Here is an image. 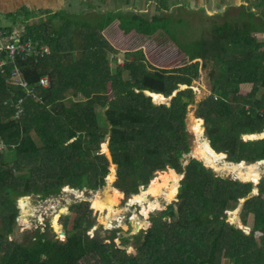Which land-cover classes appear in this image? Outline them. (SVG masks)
Segmentation results:
<instances>
[{
    "label": "trees",
    "instance_id": "16d2710c",
    "mask_svg": "<svg viewBox=\"0 0 264 264\" xmlns=\"http://www.w3.org/2000/svg\"><path fill=\"white\" fill-rule=\"evenodd\" d=\"M91 2V8L90 4L86 7L88 11H58L48 19L25 24L19 39L32 41L36 51L31 57L16 59L15 63L37 99L23 94L20 85L5 82V76L9 77L14 64L4 66V71H0V136L6 144H13V148L0 154L3 159L0 168L12 165L17 170H24L0 181V222L3 223L0 227V264H264V178L257 184L258 194L252 195V184L260 174L249 181L232 180L237 183H230L196 158L184 164L182 156L190 151L188 134L182 129L186 125L188 106L195 103L194 115L204 118L209 150L219 156V160L222 161L220 155H224L219 151L227 154V160L236 162L243 158L250 161L264 158V139L245 143L239 136L242 127L234 126L237 128L230 131L215 127L219 116L215 118L214 110L227 95L224 92L215 99V91L224 81L220 72L212 67V90L199 99H195L191 86L192 80L199 76V63L191 64V75H188L186 66L175 69L149 67L142 59H125L111 73L104 46L111 52L115 49L100 34L106 24L117 19L118 28L126 34L135 31L152 35L163 28L168 38L182 49L185 41L180 42L176 36H192L193 28L181 24L186 21L182 17H177L176 22L163 16L149 18L135 9L117 10L110 0ZM241 26L227 21L216 28L208 22L205 25L207 31H202L209 35L212 32V36L224 40L223 47L209 57L214 66H224L228 60L226 54H238L234 65L241 78H228L224 82L238 83L247 77L243 48L238 45V38L246 35L242 31L247 27L246 21ZM184 28L190 31L183 32ZM228 38H231L229 42ZM44 45L49 53L42 49ZM230 47L235 52L228 49ZM205 66L206 62H203L202 67ZM41 75L49 77L48 85L37 87ZM62 84L76 90L73 93L76 99L67 106L62 98L68 91ZM180 84L187 88L178 90ZM106 89L111 91L112 98L106 100L103 111L110 121L109 125L100 127L95 116L104 105L100 92ZM145 90L163 98L178 91L170 104L159 106L153 104L152 96L149 97ZM20 96L23 97L22 110L17 114L14 103ZM196 120L197 132H202V119ZM106 136L112 158L120 166L121 180L125 182L124 186L115 188L124 201H137L136 194H126L122 189L137 192L139 180H142L141 185L149 182L141 191L155 197L159 190H164L165 183L172 182L174 187L167 199L171 200L177 190L175 171L184 173L177 203H168L165 209L152 216V211L141 210L144 218L149 220L151 217V224L132 235L135 252L116 247L114 230H107L102 225L96 227L92 238L83 237V232L92 225L84 227L82 222L87 212V200L69 205L75 211V217L71 228H67L65 240L59 241L48 233L51 229L48 221L42 231L35 228L26 234L17 233L16 200L20 196L29 193L42 198L60 196L64 184L72 188L98 187L99 176L104 175L101 165L106 163V157L98 154V149ZM258 164L240 170L251 173L245 169L257 167L255 171ZM226 165L234 168L231 164ZM167 166L169 171L161 173L157 181L146 178L155 171L158 175L159 170H165ZM25 168L28 171L25 172ZM110 169H116V164L113 163ZM142 197L146 194H139L140 205ZM242 198L244 223H247L248 215H253L249 232L236 229L232 223L225 222L223 216L226 210L235 209ZM111 200L117 202L115 196ZM156 200L146 207L154 209L158 204ZM104 204L93 201L91 208L97 211ZM116 210L120 212L119 207ZM107 216H102V221H106ZM62 222L67 227V219ZM8 236L11 239H7ZM124 242L128 243V238H124Z\"/></svg>",
    "mask_w": 264,
    "mask_h": 264
},
{
    "label": "rangeland",
    "instance_id": "374dc122",
    "mask_svg": "<svg viewBox=\"0 0 264 264\" xmlns=\"http://www.w3.org/2000/svg\"><path fill=\"white\" fill-rule=\"evenodd\" d=\"M86 1V0H85ZM91 0H88V3ZM113 6L120 11H127L130 9L138 10L137 12H140L143 16H153L154 14H157L158 16L161 15V11L158 9L160 6L163 5V0H110ZM251 4H255L257 1L253 0H247ZM71 5L70 8H68ZM77 5L83 6L81 3V0H66V3L62 5L61 8H63L62 11L69 12L73 9V7H76ZM219 5V3H217ZM213 7L215 11L219 10V6ZM107 6V4H105ZM231 11L233 12V8L230 7ZM261 9H264V5L261 7ZM45 15L42 14L40 18L44 20L43 18ZM31 23L30 21L26 22H15L14 25H12V30L15 28H19V32L23 33V28L26 23ZM54 24L57 22V20L52 21ZM117 19H114L113 21L106 24L101 30L100 34L102 35L103 39L106 40L108 45H111L115 52H111L108 50L109 48L107 46H104V48L107 50V59L108 64L110 65V72L115 71L116 65H122L125 61V59L128 60H136V59H142L149 67L150 66H156L161 68H168V69H175L182 66H186L188 69L187 74L191 75L190 66L192 63H198L197 60H201L204 62L209 55L212 54L213 51L217 50L221 42L219 40L217 43L219 44V47L215 48L211 53L207 54V46L211 42H207L200 46H193L191 48H188L187 50H180L171 40H169L167 35H161V32H156L153 35H144V34H137L135 31H130L129 33H124L122 29H119L117 26ZM251 22L256 24L255 20H251ZM8 20L7 18H4L0 14V26L7 25ZM25 23V24H24ZM4 27V26H3ZM189 29L184 28L183 32H189ZM199 36H190V35H182V36H176V39H179L180 42H184L187 40H194L198 38ZM42 49L49 53L48 48L42 46ZM247 48H243V51L246 52ZM214 53V52H213ZM198 73L200 74L199 78L193 79L191 82V86L193 90L195 91V99L201 98L204 94L200 92V86L202 85L203 88L206 89V91L210 92V84L208 79V72L210 69H212V65L208 64L204 67L201 66V64L198 66ZM218 69H215L217 72ZM235 69H230L231 71H234ZM6 82L9 81V77L5 76ZM48 82L44 83V86H47ZM62 87H65L68 91L66 96L62 98V101L67 106L70 104L71 100L76 99V97L73 95V93L76 91L74 88L70 86H66L64 84L61 85ZM185 86L180 85L179 90H184ZM199 89V90H198ZM103 96L101 98V102H104L103 108L101 111L95 116V120L97 125L100 127H103L105 125H109L110 118L107 116L105 111H103L107 106V101H109L112 98L111 91L106 89L100 92ZM31 98L37 99V96L34 94H31L29 92ZM176 93L175 91L171 94V96H166V98L155 96L154 99L152 98V102L156 105L161 104H170L171 98ZM160 98V99H159ZM195 103H191L188 108L189 110L186 113V125L185 128L182 129L183 133L188 134V139L190 143V151L188 153H182L184 164L188 162L191 158L200 157L201 155L205 160L212 159L208 153H206L209 150V146L206 143L202 142L203 137H199L197 135L204 134V132H196L197 131V120L193 119L194 116V110L196 108ZM10 118H13L12 116ZM3 138L0 136V149H2L4 152L8 148L7 146H4L2 144ZM12 147V145H11ZM198 147H201V151H198ZM108 149V155L106 153ZM198 151L197 153H195ZM98 154H100L103 157H106V163L102 164L101 166V172L104 173L99 176V185L95 189L83 187V188H72L71 186L64 184L63 187L60 190V196H53L50 195L48 197L42 198L39 197L37 194L29 193L25 196H22L17 199L16 202V216L15 219L17 221L18 225V232L19 234H26L35 228H38L40 231L44 229L45 221L49 222L50 228L48 230V233L53 234L52 237L58 239L59 241L65 240L67 234V228H71V223L75 217V211L70 209L69 205L76 202H82L83 200L88 201L87 206V212L82 222L83 226H87L88 224L92 223V225L83 232V237L85 239L92 238L96 233V227L98 225H102L107 230H114L115 238L113 239V242L116 247L118 248H125L124 250L127 252H135V247L132 245L133 234H136L140 230L146 229L149 224H151V218L148 220L144 218L141 210H147L152 211L151 214H155L157 208H160V206L163 205V209L166 207L167 203L178 202L177 194L178 190L180 188V180L183 179L184 173H178L175 170V176H176V192L174 194V197L171 200H167L168 196L172 190L171 183H165L164 184V190H159V192L156 194V197L149 194V193H143L141 191V188H143L146 184L141 185L142 180L138 181L137 185V192H128L126 190H122L126 194L134 193L136 194V202H128L124 201L118 192L117 188L119 185L124 186L125 182L121 180L120 174L121 169H119L118 163L112 158V154L110 151V147L108 144V136H106L105 140L100 143ZM215 157V156H214ZM3 159L0 158V164H2ZM214 165L219 171L227 172L229 175L236 177L237 175H246L245 171L237 170V175L235 174L234 168H230L225 163H223L218 158H214ZM116 164V169L113 171L110 169V166ZM169 166L165 170H159V173L157 175V172H153L151 175H148L146 178H154L151 181H157L159 178V175L161 173H166L169 171ZM262 168H264L263 165H260L259 168L254 171L255 174H259ZM28 168H25V172ZM173 169V168H172ZM232 169V170H231ZM23 169H16L12 165L4 166L0 168V181L5 180L7 178H10L12 176H15L18 171H21ZM24 171V170H23ZM212 172L215 175H219L217 172ZM261 177L264 178V173H262ZM239 177V176H237ZM160 180V179H159ZM247 180V179H244ZM150 181V182H151ZM161 181V180H160ZM258 183V180H257ZM256 183V185H257ZM255 184V183H254ZM168 189H166L167 187ZM253 192H256L258 190L257 186H253ZM114 191L118 194L117 202H115V205L108 204L103 205L100 210L104 211V213H101L100 210L94 211L91 208V204L93 205V201L96 202H106V203H113L111 198L114 197ZM139 194H146V197H142V205L138 203ZM157 199L158 202L157 206L150 210L146 206L148 203H150L153 199ZM243 200V199H241ZM239 200V203L237 204L236 208L233 210L225 211L223 213V216L225 215V222L232 223L236 227V229H242L247 232H249L253 226V215H248L247 217V223L245 224L243 221V216H241L242 211V203L243 201ZM117 203V204H116ZM119 207L120 212L116 210V208ZM123 209V211H122ZM162 209V210H163ZM109 215L110 218H108L106 221H102V216ZM58 215V216H57ZM96 216H99L98 220L96 219ZM67 219V227L63 224V219ZM86 218V221H85ZM4 220V219H3ZM23 220H26L27 222H24ZM241 222V226H240ZM4 223L6 221L4 220ZM45 223V224H44ZM239 224V225H238ZM3 225L2 222H0V227ZM124 238H128V243L124 242ZM7 239H11V236H8ZM14 239V238H12ZM106 241H109V239H106ZM226 264V263H225ZM230 264V263H228Z\"/></svg>",
    "mask_w": 264,
    "mask_h": 264
},
{
    "label": "crops",
    "instance_id": "0c3cea01",
    "mask_svg": "<svg viewBox=\"0 0 264 264\" xmlns=\"http://www.w3.org/2000/svg\"><path fill=\"white\" fill-rule=\"evenodd\" d=\"M91 1L89 2L90 8L92 3ZM253 1H257V2L255 4H251L247 0H163V5L158 8L161 11L160 17L163 16L164 18H167L174 22H176L177 17H182L187 22L185 21L181 24H185L190 28H193L192 36H199L194 40L185 41V47L182 49L176 42H173L171 39L169 40H171L178 48H180V50H187L188 48H191L193 46H200L207 42H211L206 48L207 50L206 55L211 53V51H213L216 47L217 48L219 47V44L215 40H219L221 42V45L217 50L213 51L214 53L218 51L220 48H222L224 43V40H222L217 35L212 36V32L210 33V35L208 33L202 34V31L203 32L207 31L205 28L206 23L212 22L214 27L217 28L220 27L221 24L229 21L231 24H236L239 27H242L241 25L243 24L244 21H246L247 27L244 30H242L246 35L238 38V43H239L238 45H241L242 48H247L246 52L243 51L242 53V58L245 61V67H246L245 69L246 71L245 75H247L246 78L239 80L238 83L231 82L232 85L227 81L224 82L228 78L229 79L234 77L241 78L237 66L234 65V62H236L238 59V54L237 52H235V50H233L234 49L233 47H230L228 49H231V51L235 52L236 55L233 53L226 54L225 57L228 60L225 61L224 66L217 67L213 65L212 59H209V57L212 54H214L213 52L204 61L206 62V65L211 64L212 67L218 69L217 71L220 72L221 79L224 80L222 86L218 89L220 93L218 91H215V99H218L221 96H223L221 93L224 92L227 93L225 98L224 99L222 98V101L214 110L213 115L215 116V118L219 116V120L215 127L220 129L225 128L227 129L226 131H230L232 128L236 129L237 127L234 126L242 127L239 136L241 141L245 143L255 142L257 140L264 139V9H261V7L264 5V0H253ZM65 3L66 0H0V14L1 16L7 18L8 20L7 25H3L4 27L3 26L2 27L7 34L16 32L17 33L16 38L19 39L21 38V34H23L19 32L20 30L19 28L8 30V28H12V25H14L15 22L19 23V22L42 19L40 18L42 14L45 15L43 19H48V17L52 16L54 13L58 11H62L63 8L61 7ZM81 3L83 4V6L77 5L76 7H73V9L70 12L80 9H83L84 11H88V8H86L89 5L87 4L88 0L86 1L81 0ZM217 3H219V5H217ZM216 5L219 6L220 8L217 11L213 9V7H215ZM70 7L71 5L68 8ZM230 7L233 8L232 13H230L231 11ZM154 16H158V15L154 14L153 16L150 17L147 16V17L151 18ZM251 20H255L256 24L253 25ZM23 32H24V28H23ZM156 32H161V35H167L166 31L163 28H159ZM230 40L231 38H228L227 42H229ZM197 61L199 65L201 64V66H203V62L201 60H197ZM252 67L254 70H251ZM230 69H235V70L230 72ZM197 71L200 70L198 69ZM212 71L213 68L210 69L208 72V79L210 84L209 91L212 90L211 80L214 79V77L213 78L210 77V72ZM199 76L197 78H199ZM25 80L27 81L26 78ZM48 81H49V77H48ZM6 83L16 85L10 81ZM40 85H41L40 82L37 83V87H39ZM180 85L185 86L184 89L187 88V85L185 84H180ZM32 91L30 92L32 93ZM177 91L178 90H176L175 93H177ZM200 92L203 94H209L211 91L210 92L206 91V89L203 88L201 85ZM151 93L153 92H150V94ZM23 94L27 95L29 93L23 90ZM155 94H159V93H155ZM148 96L151 97L150 95ZM19 99H21L23 102V97L20 96L17 99V101L14 103L15 104L14 107L18 103ZM198 119H202L201 120L202 128H203L202 132H204V134H202L201 137L206 136L204 118L199 117ZM205 138L207 139V136ZM1 143L4 144V146L8 147L5 151L7 152L8 149L11 147V145L6 144L4 140H2ZM2 153H4V151L0 149V154ZM222 153L224 154V158L227 159V154L224 152ZM229 161L233 164L248 162L249 164L252 165L256 163H260L261 165L264 166V158H256L253 161L247 160L246 158H243L237 162L232 160ZM117 167H119L120 169V166ZM260 171L262 172H260V176L257 179L258 182L260 179L263 178L261 177V175H263L262 173H264V168H262ZM256 183L254 184L255 186H257ZM251 194L257 195L258 190L256 192H253L252 189ZM242 199L243 200L241 199L239 200L244 201V198Z\"/></svg>",
    "mask_w": 264,
    "mask_h": 264
},
{
    "label": "built area",
    "instance_id": "2783aa9c",
    "mask_svg": "<svg viewBox=\"0 0 264 264\" xmlns=\"http://www.w3.org/2000/svg\"><path fill=\"white\" fill-rule=\"evenodd\" d=\"M17 33L12 32L7 34L3 27L0 26V71H4V66L9 64H14L9 75V81L20 85L25 92L29 93L31 86L25 80L22 70L16 65V59H25L33 56L36 51L34 45L29 40H20L16 38ZM41 85H44L45 82H48V76L44 75L39 78ZM22 100L19 99L15 108L17 114L22 110L21 106Z\"/></svg>",
    "mask_w": 264,
    "mask_h": 264
},
{
    "label": "bare ground",
    "instance_id": "6f19581e",
    "mask_svg": "<svg viewBox=\"0 0 264 264\" xmlns=\"http://www.w3.org/2000/svg\"><path fill=\"white\" fill-rule=\"evenodd\" d=\"M152 97H155L152 93L150 94ZM160 99V98H159ZM197 127V126H196ZM197 132V131H196ZM202 133V132H201ZM202 142H204V143H206V141H203L202 140ZM207 144H209V140L207 139ZM198 151H201V147H198ZM198 151H196L195 153H197ZM106 153L108 154V149H107V151H106ZM206 153H208L209 155H210V157H212V159H208L209 161H211V163H209L207 160H205L201 155H199L200 157H202L206 162H208L211 166H213V167H215L214 165H212V163L214 164V158H217V157H219V156H215L214 157V155L210 152V151H207L206 150ZM219 154H221V153H219ZM218 154V155H219ZM220 157H221V159H222V161H223V163H226V164H231V165H233L234 166V171H235V174L234 175H237V170L236 169H238V170H240V168H247V167H252V166H254V165H252V164H247V165H242V164H240V163H238V164H233V163H231L229 160H227V159H225L224 158V155H220ZM225 161V162H224ZM256 164H258V163H256ZM230 167V166H229ZM232 167V166H231ZM259 167V166H258ZM216 168V167H215ZM255 168H257V167H255ZM255 168H253V169H245V170H247V171H252L251 173L250 172H245V174L246 175H237V176H239V177H233V176H231V175H229L228 174V178L230 179V180H239V181H242V182H244V181H249V180H251L252 178H254V176L256 175L255 174V172L253 171ZM173 170V169H172ZM232 170V169H231ZM256 171V170H255ZM260 174V173H259ZM244 179H247V180H244ZM167 187V186H166ZM174 186H172V188H173ZM166 189H168V187L166 188ZM114 196L116 197V198H118V195L117 194H114ZM172 199V198H171ZM116 202V201H115ZM114 201H113V203H115ZM118 202V201H117ZM98 204H104V203H106V202H97ZM163 207V205L162 206H160V208H162ZM108 218H110L109 216H107ZM106 217V218H107ZM239 225V224H238ZM242 224H241V222H240V226H241Z\"/></svg>",
    "mask_w": 264,
    "mask_h": 264
},
{
    "label": "water",
    "instance_id": "95a60500",
    "mask_svg": "<svg viewBox=\"0 0 264 264\" xmlns=\"http://www.w3.org/2000/svg\"><path fill=\"white\" fill-rule=\"evenodd\" d=\"M144 92H145L147 95H150V92H149V91L145 90ZM203 137H205V136H203ZM220 153L223 154L222 152H220ZM196 159L199 160L200 162H202L203 165H204L205 167L210 168L211 170L217 172V173L219 174V176H221V177H223V178H226L230 183H237V182L232 181V180H230V179L228 178V173H227V172L219 171L217 168L211 166L208 162H206L202 157H196ZM168 168H169V167H168ZM173 170H174V169H173ZM131 194H134V193H131ZM167 204H168V203H167ZM162 209H163V207H162V208H157L156 210L161 211Z\"/></svg>",
    "mask_w": 264,
    "mask_h": 264
},
{
    "label": "clouds",
    "instance_id": "9594fccd",
    "mask_svg": "<svg viewBox=\"0 0 264 264\" xmlns=\"http://www.w3.org/2000/svg\"><path fill=\"white\" fill-rule=\"evenodd\" d=\"M178 90H179V89H178ZM175 91H176V90H175ZM173 92H174V91H173ZM173 92H172V93H173ZM194 118L197 119V118H199V117H196V116L194 115V116H193V119H194ZM195 119H194V120H195ZM205 137H206V136H205ZM205 137H203V138H205ZM207 139H208V138H207ZM219 152H221V151H219ZM250 183H251V182H250ZM20 197H22V196H20ZM20 197H19V198H20ZM16 202H17V200H16ZM66 234H67V232H66ZM61 241H62V240H61Z\"/></svg>",
    "mask_w": 264,
    "mask_h": 264
}]
</instances>
